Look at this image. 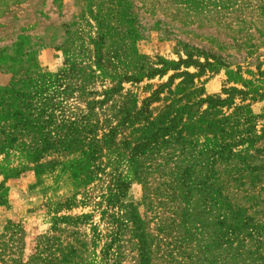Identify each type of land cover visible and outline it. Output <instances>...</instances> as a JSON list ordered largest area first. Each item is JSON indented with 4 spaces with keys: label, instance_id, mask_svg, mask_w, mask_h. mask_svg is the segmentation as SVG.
I'll return each instance as SVG.
<instances>
[{
    "label": "rangeland",
    "instance_id": "1",
    "mask_svg": "<svg viewBox=\"0 0 264 264\" xmlns=\"http://www.w3.org/2000/svg\"><path fill=\"white\" fill-rule=\"evenodd\" d=\"M264 264V0H0V264Z\"/></svg>",
    "mask_w": 264,
    "mask_h": 264
},
{
    "label": "trees",
    "instance_id": "2",
    "mask_svg": "<svg viewBox=\"0 0 264 264\" xmlns=\"http://www.w3.org/2000/svg\"><path fill=\"white\" fill-rule=\"evenodd\" d=\"M14 261H15V264H30V261L29 260L26 261V262H23V260L20 259V258H19V260L15 259Z\"/></svg>",
    "mask_w": 264,
    "mask_h": 264
}]
</instances>
